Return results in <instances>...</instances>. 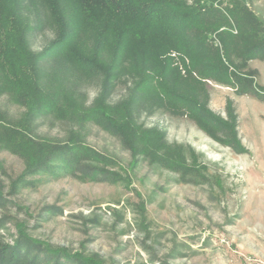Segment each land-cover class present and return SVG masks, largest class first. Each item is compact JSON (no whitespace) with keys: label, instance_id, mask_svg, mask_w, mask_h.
Instances as JSON below:
<instances>
[{"label":"rangeland","instance_id":"374dc122","mask_svg":"<svg viewBox=\"0 0 264 264\" xmlns=\"http://www.w3.org/2000/svg\"><path fill=\"white\" fill-rule=\"evenodd\" d=\"M244 1L264 26V0ZM53 37L36 29L30 46L40 51ZM243 65L247 92L207 83V107L228 126L215 137L186 116L139 110L157 155L87 123L78 129L83 161L72 166L36 168L29 139H2L26 109L0 94V264L2 254L15 256L11 264H264V57ZM129 85L119 82L108 102L125 99ZM83 91L90 106L97 81ZM75 127L39 116L32 140L66 145ZM174 156L179 164H167Z\"/></svg>","mask_w":264,"mask_h":264},{"label":"trees","instance_id":"16d2710c","mask_svg":"<svg viewBox=\"0 0 264 264\" xmlns=\"http://www.w3.org/2000/svg\"><path fill=\"white\" fill-rule=\"evenodd\" d=\"M36 29L54 36L40 51L29 42ZM261 57L264 26L244 0H0V94L26 109L2 127V139H29L23 144L38 168L83 161L78 129L87 123L134 153L157 155L154 132L136 122L139 110L186 116L215 137L228 126L207 107V83L247 92L251 83L238 68ZM93 81L100 91L87 106L83 90ZM122 81L130 84L127 96L112 105L110 93ZM47 115L77 127L66 145L32 140L39 139L33 120Z\"/></svg>","mask_w":264,"mask_h":264}]
</instances>
